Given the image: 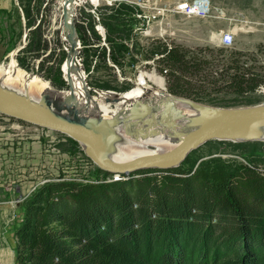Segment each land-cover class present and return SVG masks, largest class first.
<instances>
[{"label":"trees","instance_id":"obj_1","mask_svg":"<svg viewBox=\"0 0 264 264\" xmlns=\"http://www.w3.org/2000/svg\"><path fill=\"white\" fill-rule=\"evenodd\" d=\"M19 1L27 8L30 0ZM124 13L106 19L111 44L127 31ZM158 42L146 57L163 55L157 69L168 78L172 95L224 107L231 102L212 96L239 99L264 85L255 66L245 68L241 52H232L220 68L221 61L209 58L211 49ZM112 51L122 57L127 48L114 44ZM52 83L65 85L59 71ZM69 143L76 153L77 142L69 138ZM244 161L264 167V157ZM244 161L234 166L213 157L185 167L188 157L179 168L145 170L121 182L48 183L26 202L15 232L16 264H155L151 255L166 264V257L193 245L231 258L229 264H264V176Z\"/></svg>","mask_w":264,"mask_h":264},{"label":"rangeland","instance_id":"obj_2","mask_svg":"<svg viewBox=\"0 0 264 264\" xmlns=\"http://www.w3.org/2000/svg\"><path fill=\"white\" fill-rule=\"evenodd\" d=\"M59 1L30 0L24 3L27 8H21L19 0H0V67L9 66L15 62L21 71L35 75L42 83L48 84V88L51 85L59 90H68L66 82H69V74L64 60L70 46L63 35L65 14ZM131 1L100 0L93 2L84 0L76 6L75 27L81 48L80 54L79 50L77 54L75 53L73 67L71 65L73 71L71 70L70 74L76 76L74 63H77L76 65L81 67L82 74L85 75L87 86L96 98L106 96V92L118 94L134 92L136 90L134 82L138 78L147 79L148 75L155 74L154 76L157 77L162 75L157 69L158 60L150 65L142 64L143 61L151 59L146 56H150L151 51L157 50L159 42L155 38L134 35L136 8ZM168 1L172 3L174 0ZM211 1L213 4L211 18L176 17L171 20L168 44L193 50L196 48L211 49L213 53H208L209 58L221 61L220 68L224 64L222 60L230 57L232 52H241L245 68L255 66L260 77L264 79V0ZM10 2L14 7H11L9 12L6 11V6L9 7ZM117 11L125 12L127 31L112 38L114 41L111 44L109 41L111 35L105 22L108 16ZM22 13L29 18L21 19ZM38 26H40L39 29H37ZM221 30L231 31L235 35L233 46L227 48L224 55H219L217 52L224 48L220 46L217 37ZM214 34L217 40L212 39ZM36 41L40 44L36 45ZM146 42L148 45H145ZM160 43L165 45L162 41ZM114 44H121L127 48L122 57L113 56ZM143 46H145L144 51ZM2 49H4L3 53ZM57 71L61 74L65 84L62 88L52 83ZM2 72L4 71H0V87L15 91L14 93L31 102L38 103L43 92L48 89L33 85L30 93L27 94L19 79L13 77L6 80ZM163 77H165V82H163L167 90L168 78L165 75ZM148 83L154 85L152 81ZM212 97L231 102L227 106L218 108H247L264 105V85L255 93L239 99L232 95L221 94ZM18 125L23 129L15 138L11 135L16 131L10 126ZM0 127L7 130V133H4L0 129V139L9 134L17 150L8 149L5 142L0 143V264H16L15 232L23 221L26 202L33 197H26L32 179L35 185L43 180L99 184L108 179V176L93 162L88 163L84 160L83 146L78 142V151L74 153L69 137L61 133L37 128L27 123L22 124L4 115L0 117ZM258 137L260 138V134ZM119 149L123 154L120 156L121 159L130 160L128 158H131L132 152L128 144L126 146L117 144L116 150ZM172 149L167 146L157 153ZM188 157H190V162L185 167L200 166L213 157L229 160L232 165L236 166L247 158L264 157V142L211 141L191 152ZM5 206H9L11 210L8 211ZM175 256L166 257L164 261L166 264H229L228 262L232 260L221 258L219 255L215 257L208 251L206 253L197 251L194 245L182 248ZM151 260L155 264H161L158 262V257L151 255Z\"/></svg>","mask_w":264,"mask_h":264},{"label":"water","instance_id":"obj_3","mask_svg":"<svg viewBox=\"0 0 264 264\" xmlns=\"http://www.w3.org/2000/svg\"><path fill=\"white\" fill-rule=\"evenodd\" d=\"M68 1L64 3L63 28L70 46V51L64 60L70 74L73 54L78 49L80 54L81 47L75 27V18L69 19L67 15ZM66 83L68 90L52 87L41 95L38 103L0 87V114L61 133L80 143L87 158L109 175L127 178L145 170L176 169L186 161L191 152L211 141L264 142L256 134L247 132L252 128L264 127V105L247 108H218L168 93L178 100L193 104L199 111V115L192 121L193 129L188 132H176L174 139L178 141L177 145L167 152L137 156L127 161L112 160L106 155L113 137L111 122L92 114L83 116L85 114H82L83 110L76 102L70 81ZM68 91L70 92L69 97L65 98ZM119 98L120 96H116L114 102H118ZM123 114L128 123H143L149 126L154 122V112L145 101L132 103L128 111ZM168 125L178 127L176 123Z\"/></svg>","mask_w":264,"mask_h":264},{"label":"bare ground","instance_id":"obj_4","mask_svg":"<svg viewBox=\"0 0 264 264\" xmlns=\"http://www.w3.org/2000/svg\"><path fill=\"white\" fill-rule=\"evenodd\" d=\"M66 1L67 0L59 1L63 10ZM81 1L84 0L68 1L67 15L69 19L73 17L75 18L76 6H79L78 4ZM88 1L98 2L100 0ZM63 35L67 40L65 30ZM212 39H216L215 34ZM74 59L75 53L73 54V61ZM74 64L76 66V76L68 73V80L73 87L76 102L83 110L82 114H85L83 116H91L92 114L95 117H100L102 120L111 122L110 126L113 132V137L110 142L108 153L106 154L108 158L117 161L127 160L121 159L120 156L123 154H121L120 149L116 150L117 144L118 146H126L128 144L132 152L131 158L128 159L147 154H154L160 149L167 148V146L174 148L178 142L174 139V134L176 132H188L193 129L191 124L199 115V111L193 104L178 100L169 95L165 90L164 82L161 78L154 75L146 76L147 79L138 78L134 82L136 86L134 92L127 94L106 92V96L102 95L100 98H96L92 95V90L87 86V81L85 75L82 74L81 67L77 66V63ZM71 65L73 67V63ZM66 70L68 71L67 66ZM0 71H4V73H2L6 80L13 77L19 79L27 94L30 93V89L33 85L36 87L42 86L44 89L48 88V84L42 83L35 75L26 74L21 71L15 62L9 66L0 67ZM149 81H152L154 85L148 83ZM49 89H52L51 85L47 90ZM69 94V91L66 92L65 98H68ZM116 96H120L118 102H114ZM136 101H145L151 106L154 112V122L151 125L146 126L143 123H128L125 121L123 113L127 112L131 104ZM169 123H176L178 127H170L168 125ZM247 132L256 134V136L260 134V139L264 141V127L252 128ZM115 156H119L120 158Z\"/></svg>","mask_w":264,"mask_h":264},{"label":"built area","instance_id":"obj_5","mask_svg":"<svg viewBox=\"0 0 264 264\" xmlns=\"http://www.w3.org/2000/svg\"><path fill=\"white\" fill-rule=\"evenodd\" d=\"M164 2H169V1L168 0H132L131 1V4L136 8V13L134 14V17L136 18V23L133 29V33L135 36L152 38V39L155 38L160 42L161 41L164 42L166 46L171 48L170 44H168L169 29L171 28L172 25L171 20H174L176 17H180L184 19H193V18L208 19L212 17L213 4L211 0H174L172 3L170 2L164 3ZM234 39H235V35L231 31L221 30L218 32V41L221 47L231 48L234 44ZM145 45H148V42H146ZM142 49L144 51L145 46H143ZM161 57H163V55H156L155 57L152 58L150 57L151 58L150 60L143 61L142 64L143 65L153 64L154 61L159 60ZM163 76L164 74H162L161 77L159 78H162L163 81L165 82V77ZM2 116L3 115L0 114V117ZM16 121L22 124L24 123L19 120ZM10 127L16 131L15 132L16 135L15 133L11 135L14 136L15 138L18 137V135H20L19 131L23 129L22 126L20 125L10 126ZM41 129H45V128H41ZM1 131L7 133V130L1 129ZM5 138H7L8 149L12 151L16 150L14 148V140L12 141V139L9 138V134H6ZM4 142H6L5 139ZM83 155L85 156L84 157L85 161H87L88 163L92 162L87 158L84 150H83ZM244 163L250 168L257 170V172L261 176H264V167L262 165L253 166L245 161ZM128 178L129 177L125 178L119 175H110L108 176V179L103 180L101 183L121 182L127 180ZM50 181L51 180H43L42 182H37L36 185L33 184V186L30 187V189L27 191L26 197L33 196L42 186L48 183L63 182L62 180H58V181L54 180L51 182ZM17 202H21V200H17Z\"/></svg>","mask_w":264,"mask_h":264},{"label":"crops","instance_id":"obj_6","mask_svg":"<svg viewBox=\"0 0 264 264\" xmlns=\"http://www.w3.org/2000/svg\"><path fill=\"white\" fill-rule=\"evenodd\" d=\"M6 7H7V8H6V9H7L6 11H9V12H10V10L14 7V5H13L12 2H10L9 7H8V6H6ZM11 7H12V8H11ZM23 17H24V14L22 13V14H21V19H23ZM3 50H4V49L1 50L2 53H3ZM6 52H7V51H6ZM4 139L6 140L5 144L7 145V143H8V142H7V138H4ZM4 139H3V138L0 139V141H1L0 143H1V144L4 142ZM22 163H24V162H22ZM33 184H34V181H33V179H32V181H31V187L33 186ZM21 189H22V188H21ZM5 207H6V209H7L8 211L11 210V208H10L9 206H5ZM5 211H6V210H5ZM8 211H7V212H8Z\"/></svg>","mask_w":264,"mask_h":264}]
</instances>
